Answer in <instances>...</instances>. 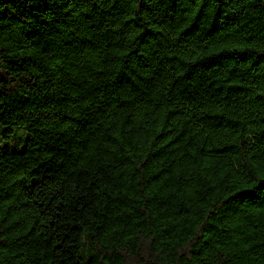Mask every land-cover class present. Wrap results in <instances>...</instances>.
Returning <instances> with one entry per match:
<instances>
[{
    "label": "trees",
    "instance_id": "16d2710c",
    "mask_svg": "<svg viewBox=\"0 0 264 264\" xmlns=\"http://www.w3.org/2000/svg\"><path fill=\"white\" fill-rule=\"evenodd\" d=\"M0 264H264V0H0Z\"/></svg>",
    "mask_w": 264,
    "mask_h": 264
},
{
    "label": "rangeland",
    "instance_id": "374dc122",
    "mask_svg": "<svg viewBox=\"0 0 264 264\" xmlns=\"http://www.w3.org/2000/svg\"><path fill=\"white\" fill-rule=\"evenodd\" d=\"M24 145V144H23Z\"/></svg>",
    "mask_w": 264,
    "mask_h": 264
}]
</instances>
